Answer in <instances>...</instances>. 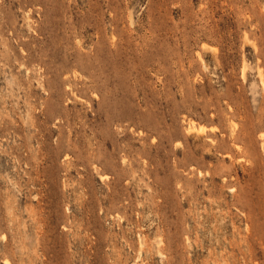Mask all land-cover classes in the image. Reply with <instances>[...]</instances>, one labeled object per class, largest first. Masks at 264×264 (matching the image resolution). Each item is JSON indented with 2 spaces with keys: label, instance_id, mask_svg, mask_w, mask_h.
<instances>
[{
  "label": "rangeland",
  "instance_id": "obj_1",
  "mask_svg": "<svg viewBox=\"0 0 264 264\" xmlns=\"http://www.w3.org/2000/svg\"><path fill=\"white\" fill-rule=\"evenodd\" d=\"M0 264H264V0H0Z\"/></svg>",
  "mask_w": 264,
  "mask_h": 264
},
{
  "label": "bare ground",
  "instance_id": "obj_2",
  "mask_svg": "<svg viewBox=\"0 0 264 264\" xmlns=\"http://www.w3.org/2000/svg\"><path fill=\"white\" fill-rule=\"evenodd\" d=\"M247 36V35H246Z\"/></svg>",
  "mask_w": 264,
  "mask_h": 264
}]
</instances>
